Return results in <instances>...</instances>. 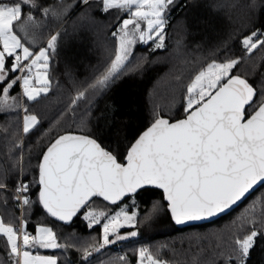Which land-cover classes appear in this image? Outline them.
<instances>
[{"label": "trees", "instance_id": "1", "mask_svg": "<svg viewBox=\"0 0 264 264\" xmlns=\"http://www.w3.org/2000/svg\"><path fill=\"white\" fill-rule=\"evenodd\" d=\"M65 3L72 7L60 21L45 18L39 9L33 10L41 26L36 40L33 42L29 36L26 41V46L37 51L46 46L50 35L60 34L48 69L53 81L51 90L36 101H29L22 97L17 82L9 91L8 101L15 107L0 110V182L6 185L0 189V218L14 226L19 218L18 203L13 200L18 183L25 180L30 189L27 195L32 201L37 200L38 165L45 150L60 135L92 136L124 163L133 141L157 116L170 121L187 116V86L191 77L207 64L238 59L232 74L255 86L257 96L264 91V46L248 53L242 45V40L251 33H264V0H177L175 6H170L165 48L153 50L151 41L137 42L128 61L134 65L131 70L92 95L87 103L78 101L70 108L78 88L94 80L114 59L118 39L112 33L128 14L116 9L105 12L99 0H89L87 4L65 0ZM39 4L57 6L56 0H39ZM27 115H35L39 123L24 133ZM134 197L138 207H133L132 201L128 211L136 212L137 236L109 244L99 252L94 249L102 243L101 226L89 227L81 215L84 210L72 222L65 223L50 217L40 204H32L31 211H25L26 227L34 236L38 226L50 227L58 242L68 245L66 249L37 248L33 253L67 255L66 264H138V250L148 248L154 258L169 264H238L235 241L249 234L253 227L264 232L260 221L264 185L229 215L191 227L176 225L162 191L146 188ZM94 201L91 210L104 211L106 216L113 215L119 206L99 198ZM154 205L158 211L143 220L144 213ZM130 230L124 228L120 234ZM125 242L133 244L122 255H103L109 248H120ZM86 246H91L87 260L83 258ZM9 252L6 238H0V264H13ZM57 264L65 263L58 258ZM246 264H264V235L255 238Z\"/></svg>", "mask_w": 264, "mask_h": 264}, {"label": "snow or ice", "instance_id": "2", "mask_svg": "<svg viewBox=\"0 0 264 264\" xmlns=\"http://www.w3.org/2000/svg\"><path fill=\"white\" fill-rule=\"evenodd\" d=\"M88 2L81 0L84 4ZM99 2L103 11L123 10L128 18L112 33L118 39L114 59L94 80L78 88L70 108L78 101L87 103L92 95L131 70L134 65L128 61L137 42L148 44L151 41L153 50L165 48L170 6H175L177 0ZM56 3V7H43L39 0H0V110L15 107L8 102L9 91L20 80L29 101H36L51 90L53 81L48 69L60 34L50 35L46 46L37 51L26 46V41L31 36L34 42L41 26L33 10L39 9L45 18L60 21L72 7L65 0H56ZM242 45L248 53L264 46V33H251L242 40ZM238 63V59L212 62L193 75L186 89V118L170 123L157 116L131 146L126 164L119 163L115 155L89 136H59L38 165L37 200L32 201L27 195L28 183H18L13 200L21 203L16 206H26L25 211L30 212L32 204L38 203L48 215L65 223H70L83 209L81 215L88 226L99 224L102 229V243L95 247L96 252L105 245L137 236L136 231L127 235L119 231L126 226L135 227L137 215L125 210V202L120 211L106 216L101 223L105 212L91 210L94 197L112 205L129 197L133 207H138L134 194L145 186H153L163 190L177 225L224 213L254 185L264 182V91L257 96L255 86L232 74ZM8 73L18 74L8 77ZM38 123L35 115L25 116L23 132L28 133ZM4 188L6 185L0 182V189ZM156 211L154 205L142 219L147 221ZM260 221L264 224V210ZM258 235L264 232L253 227L249 234L235 241L238 264H246ZM0 238H6L13 264H57L55 255H34L32 250L68 247L58 242L56 232L50 227L38 226L33 236L27 231L26 221L22 227H15L0 218ZM90 247L83 248L85 260L91 256ZM139 257L141 264L145 259L148 264H169L154 258L148 248H140Z\"/></svg>", "mask_w": 264, "mask_h": 264}, {"label": "water", "instance_id": "3", "mask_svg": "<svg viewBox=\"0 0 264 264\" xmlns=\"http://www.w3.org/2000/svg\"><path fill=\"white\" fill-rule=\"evenodd\" d=\"M241 78H243L242 76H240ZM245 79V78H244ZM249 82V81H248ZM250 83V82H249ZM251 84V83H250ZM255 99V98H254ZM186 117H184V118H181V119H178V120H182V119H185ZM164 119H167V120H169L168 118H164ZM178 120H175V121H170L169 120V122L170 123H174V122H176V121H178ZM152 125V124H151ZM150 125V126H151ZM149 126V127H150ZM149 127H147L144 131H142L141 133H140V135L133 141V143L131 144V146L132 145H134L135 144V142L139 139V137L145 132V131H147L148 130V128ZM66 134H71V135H85V134H80V133H65V134H62V135H66ZM61 136V135H60ZM86 136H89V135H86ZM89 137H91V138H93V139H95L94 137H92V136H89ZM57 139V138H56ZM96 141H97V143H99L100 145H101V147L102 148H104L103 146H102V144L97 140V139H95ZM55 141V140H54ZM54 141L52 142V143H54ZM51 143V144H52ZM50 144V145H51ZM49 145V146H50ZM131 146L129 147V149H128V151L130 150V148H131ZM48 149V148H47ZM47 149L45 150V152L47 151ZM105 150H106V148H104ZM107 151V150H106ZM44 152V153H45ZM128 153V152H127ZM113 154V153H112ZM114 155V154H113ZM117 158V157H116ZM42 160V159H41ZM117 161H118V159H117ZM119 162V161H118ZM119 163H121V164H126L127 163V160L124 162V163H122V162H119ZM264 185V182H259L257 185H254L253 186V188L252 189H250L249 190V192L248 193H246L245 194V196L244 197H242L241 198V200L240 201H238L235 205H233L230 209H228V210H226L224 213H221V214H218L217 216H215V217H213V218H210V219H204V220H200V221H188V222H185L184 224H182V225H178L179 227H191V226H195V225H203V224H208V223H211V222H215V221H217V220H219V219H221L222 217H224V216H227V215H229L230 213H232L235 209H237L239 206H241L247 199H249L261 186H263ZM146 188H154V189H157V188H155V187H153V186H145L144 188H142V189H138L137 190V192L136 193H138L140 190H143V189H146ZM158 190H160V191H162L163 192V190L162 189H158ZM135 193V194H136ZM134 194V195H135ZM164 194V193H163ZM95 198H99V199H102L103 200V198H100V197H94L93 198V200L95 199ZM128 197H125L122 201H118V203L117 204H119V203H121V202H123L124 200H126ZM166 200V199H165ZM104 201V200H103ZM106 203H108V204H110L109 202H107V201H105ZM166 202H167V200H166ZM168 203V202H167ZM110 205H112V204H110ZM83 211V209H81V212ZM80 213H78L76 216H74L73 218H72V220H71V222L79 215ZM50 216V215H49ZM51 217V216H50ZM53 219H55L54 217H52ZM56 220V219H55ZM58 221V220H57ZM61 222H64V221H61ZM177 225V224H176Z\"/></svg>", "mask_w": 264, "mask_h": 264}, {"label": "rangeland", "instance_id": "4", "mask_svg": "<svg viewBox=\"0 0 264 264\" xmlns=\"http://www.w3.org/2000/svg\"><path fill=\"white\" fill-rule=\"evenodd\" d=\"M222 61H219V62H217V63H221ZM35 71V70H34ZM35 82V81H34ZM22 97H24L25 95H24V92H23V84H22ZM42 95V94H41ZM125 202L127 203V208H125V210L126 211H128V208H130V206H131V204H132V200L131 199H129V200H127V201H123V202H121V203H119V206L117 207V209H116V211H115V213L116 212H118V211H120L121 210V206H123L124 204H125ZM97 213H99V212H97ZM115 213L113 214V215H115ZM129 214H132V212H129ZM135 214H136V212H135ZM105 219H106V214H105V217H101V222L102 223H104L105 222ZM92 226H94V225H92ZM124 228H129V229H131L130 230V232L131 231H135L134 230V227H124ZM124 228H121L120 230H122V229H124ZM119 230V231H120ZM129 233V232H128ZM124 235H127V233L126 234H124ZM135 237H128L126 240H122V241H116V243L117 242H123V241H129V240H132V239H134ZM134 242V241H133ZM133 242H125V243H123V245H122V247H120V248H115V247H112V248H109L103 255L105 256V257H107V255H109V256H112V255H115V254H118L119 253V255H122V252L123 251H126L127 249L126 248H128L129 246L131 247L132 246V244H133ZM106 246H108V245H105L104 247H102L100 250H102V249H105L106 248ZM94 252H96V251H94ZM34 254V253H33ZM35 255V254H34ZM40 255H54V254H51V253H48V254H40ZM137 255H138V264H141V261H140V257H139V250H138V253H137ZM60 256V255H59ZM56 256L57 257V262H58V258L63 262V263H67L68 261H67V255H62V256ZM103 256V257H104ZM90 264V263H89ZM143 264H148V261H147V259H145L144 261H143Z\"/></svg>", "mask_w": 264, "mask_h": 264}, {"label": "built area", "instance_id": "5", "mask_svg": "<svg viewBox=\"0 0 264 264\" xmlns=\"http://www.w3.org/2000/svg\"><path fill=\"white\" fill-rule=\"evenodd\" d=\"M25 63H27V62H25ZM19 75L22 76L24 74L23 73H19ZM18 83L22 87V80L18 81ZM21 91H22V88H21ZM21 183H27V182L25 180H22ZM15 193H16V191H15ZM19 195L23 196L24 193H20ZM17 203L20 204L21 202L17 201ZM18 208H19V218H18V223L16 224L15 227H22L24 222H25V206L24 207H18ZM27 231H29L34 236V233H33V231L31 229L27 228Z\"/></svg>", "mask_w": 264, "mask_h": 264}, {"label": "flooded vegetation", "instance_id": "6", "mask_svg": "<svg viewBox=\"0 0 264 264\" xmlns=\"http://www.w3.org/2000/svg\"><path fill=\"white\" fill-rule=\"evenodd\" d=\"M124 234H126V233H124Z\"/></svg>", "mask_w": 264, "mask_h": 264}]
</instances>
